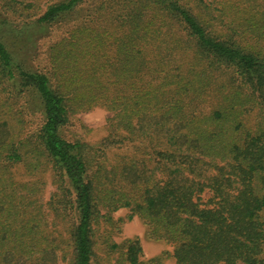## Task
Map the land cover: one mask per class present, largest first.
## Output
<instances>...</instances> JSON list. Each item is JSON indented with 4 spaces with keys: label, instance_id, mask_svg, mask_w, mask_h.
Listing matches in <instances>:
<instances>
[{
    "label": "trees",
    "instance_id": "1",
    "mask_svg": "<svg viewBox=\"0 0 264 264\" xmlns=\"http://www.w3.org/2000/svg\"><path fill=\"white\" fill-rule=\"evenodd\" d=\"M0 12V264H264V0ZM32 29L50 37L42 66ZM95 107L110 134L66 138ZM120 209L173 249L145 260L139 237L118 242Z\"/></svg>",
    "mask_w": 264,
    "mask_h": 264
},
{
    "label": "rangeland",
    "instance_id": "2",
    "mask_svg": "<svg viewBox=\"0 0 264 264\" xmlns=\"http://www.w3.org/2000/svg\"><path fill=\"white\" fill-rule=\"evenodd\" d=\"M16 21H21V19L16 18ZM40 34L41 31L38 32L32 29L29 31V36L27 35L25 38L28 41L26 42L24 39L23 42L26 45V48L23 50L25 53H23L29 56L30 62L32 61L35 66H42L45 64V56L47 55L46 48L50 38L49 35L45 37V32L44 35ZM111 116L112 112L104 107H95L91 110L81 111L72 116L70 122L64 127L63 134L70 140L81 139L90 144H96L100 142L102 138L110 134L111 128L109 119ZM117 152V148H112L108 157L110 159L114 158ZM46 180V195L48 196L50 191L54 189L52 183L53 178L49 173L46 175ZM114 215L117 219L123 220L121 223V230L114 231L115 239L123 243L129 238L139 237L142 241L144 250L143 258L145 260L164 255V251L173 249V247L165 241L150 238L147 234V226L140 218L135 217L133 220H128L127 209H120L116 211ZM164 262L165 264H173V259L165 255Z\"/></svg>",
    "mask_w": 264,
    "mask_h": 264
}]
</instances>
